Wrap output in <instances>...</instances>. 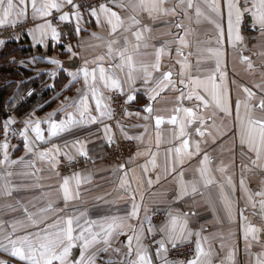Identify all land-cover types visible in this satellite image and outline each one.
<instances>
[{
  "label": "snow or ice",
  "instance_id": "6c2138e0",
  "mask_svg": "<svg viewBox=\"0 0 264 264\" xmlns=\"http://www.w3.org/2000/svg\"><path fill=\"white\" fill-rule=\"evenodd\" d=\"M168 2L169 0H112L115 7L129 13L127 24L107 3H100L98 8L84 5L88 17L94 19L98 27H103L104 24L109 27L107 37H101L96 32L89 34L92 39L104 40L106 48L103 55L90 60L76 51L84 48L80 37L87 31L83 25L88 22L78 0H0V28L15 29L17 25L25 23L30 4L32 19L34 22L38 21L26 29L32 47L39 45L47 50L50 44L55 50L62 46L63 52L58 55H67L69 61L65 67L57 55L33 56L29 60L19 61L13 57L8 63L29 68L39 60L52 65L53 68L47 74L53 81L60 71L68 78L62 91L70 90L81 79L83 81V87L76 88L75 95L64 96L59 107L45 118H36L33 111L23 120V127L19 130L12 127L17 121L11 116L0 124L3 130V142H0V195L10 198L16 190L8 179L13 175L10 171L13 166L35 168L34 159H26L28 156L49 160L57 176L60 175L58 157L61 150L56 144H51L53 138L100 126L97 131L103 134L102 139L111 147L115 143V134L106 121L114 119L115 109L112 105L117 103V98H123L125 116L135 115L138 119L154 123L157 149L161 144V126H173L175 143L166 151L170 160L174 152L175 160L165 171L168 175L175 174L178 177L175 194L166 207L150 209L145 206V195L151 193L161 181L159 174H155L158 168V151L154 152L151 148L144 151L138 149L128 157L127 163L119 164L114 170L113 174L119 180L115 189L117 195L108 199L113 193L105 192L95 197L107 207V213L91 219L88 210H81L79 207H73L67 215H62L70 205L81 201V186L90 184L91 176H82L80 172L63 176L62 182L55 189L59 193L57 199H49L44 207L30 211L19 199L14 205L4 206L12 212L21 210L23 217L9 221L0 219V253L4 254L0 258V264H213L214 252L209 244L210 237L202 236L205 226L201 225L199 230L194 231L189 223L196 213L181 212L176 207L186 199H192L195 203L196 197L203 200L205 211L211 213L216 224H221L224 219L232 223L239 215L247 264H264V0H175L171 7H165ZM144 14L152 21L166 16L181 17L182 19L174 22L177 29L174 40L164 41L159 47L152 44L146 36V33L151 32V26L141 19ZM246 18H250V26L257 31L261 41L259 45L253 46L259 47L261 51L252 52L251 55H244L243 51H239L241 48L248 50L245 40L253 39L242 34ZM183 20H188L189 24L186 25ZM202 22H207L214 29V46L211 38L206 41H189L188 37L196 34V29L190 25ZM62 25H66L71 32L61 31ZM120 29L124 33H131L134 42L127 35L116 38L115 34ZM70 34L77 37L75 45L63 40L64 36ZM20 37L21 33L0 37V48L5 47L8 40L19 41ZM172 43L176 44L177 59L174 64L166 66L162 57L171 56ZM202 45H207L203 51L207 52L209 59L214 60V68L204 77L193 76V48L196 49L195 67L199 72L203 59L200 55ZM141 48H155L153 62L135 61L134 57L140 53ZM228 48L238 50L240 62L247 65L249 72L258 73L260 77V82L254 83L252 88L241 86L244 99H237L234 107L227 73ZM185 49H188L187 54ZM252 56L260 58L259 65L253 61ZM77 59H81L82 64L71 70ZM125 69L127 73L121 80L117 70L124 73ZM138 71H142L141 77L134 75ZM39 74L38 71L37 75ZM20 83L17 82V87ZM48 87L54 89L55 83ZM169 91L174 94V106L166 117L157 114L163 109L158 110L155 105L167 103L168 97L165 94ZM33 94L32 89L26 93L28 97ZM140 94L144 96V105L135 113L129 112L127 106L136 102ZM56 98H59V94L54 97ZM185 101L192 106H186ZM209 108L214 111L211 116L206 117L202 113ZM256 112L261 113V116L257 117ZM60 113L63 115L57 120L55 117ZM217 114L231 118L232 127L217 124ZM43 124L47 125V136L41 127ZM133 127L144 128V132L130 135L120 121H116V128L124 140L143 143L149 124H137ZM208 129H214L215 135ZM225 137L233 141L230 151L234 153L238 144L242 157L247 159V163L241 165L242 172L260 176V187L256 191L248 186V179L241 176L239 191L243 193L244 208L237 207L238 202L234 199L237 186L233 177L227 175V167H217L216 171L222 176L218 181L209 167L211 158L201 147L208 143L209 138L216 144L218 139L223 140ZM11 138L23 141L24 156L11 158L10 149L17 148V145L10 143ZM45 143L51 144V147L41 150L38 145ZM68 143H72L80 157L88 158L84 139L76 137L71 142L65 141V145ZM63 155L69 164L74 162L75 158L70 153L64 152ZM141 158L144 163L138 162ZM194 159L198 160V178L185 180L183 171L177 172V167L183 169L186 162ZM153 174L155 179L152 178ZM213 190L216 195H213ZM163 197L168 200L167 193ZM121 200L130 203V209L123 215L119 214L118 208L111 211L112 206ZM249 206L253 209L252 215L259 218L258 224L245 215ZM161 214L163 221L154 223L153 217ZM217 235L213 234L211 239L217 238ZM119 236L126 237L124 247L127 251L117 260L111 256L110 250L121 254L120 248L113 247V242ZM157 236L159 239H156ZM193 236L196 240L192 258L186 261L169 258L170 248L177 249L179 245L190 242ZM232 236L233 233L229 232L228 237ZM219 239L223 249L224 237L219 235ZM146 240L151 243H145ZM203 244H209L208 249ZM254 244L260 246L259 251L252 250ZM74 249L79 250L78 258L73 257ZM238 252L237 247H229L219 264H238ZM103 254H109L108 258L103 259Z\"/></svg>",
  "mask_w": 264,
  "mask_h": 264
},
{
  "label": "crops",
  "instance_id": "0c3cea01",
  "mask_svg": "<svg viewBox=\"0 0 264 264\" xmlns=\"http://www.w3.org/2000/svg\"><path fill=\"white\" fill-rule=\"evenodd\" d=\"M174 2L175 0H169V2L165 5V7H171L172 3ZM108 6L112 7L113 10L116 11L121 16V18L125 20L127 24L128 15H129L128 12L122 11L120 8L115 7L112 2L108 3ZM84 16H85V20L88 21L83 25L87 29V31L83 32L80 37V41L83 42L84 48L83 50L78 48L76 49V51L80 52L82 57H86L91 60L97 55H103L106 51V48H105L104 40L92 39L89 34L91 32H96L101 37H107L109 32V27L107 24H104L103 27H98L95 23V20L89 18L87 13H84ZM141 19L144 21V23L150 25L152 29L150 33H146V36L150 38V42L152 44H154L156 47H159L164 41L174 40L175 35L177 33V29L174 27V22L177 19H182V18L166 16V17H160L155 21H152L148 19L147 14H144L141 17ZM245 21L248 26V32L243 31L242 34L246 38L253 37V39L245 40L248 50H244L243 48H241L239 51H243L244 55H251L252 52L261 51L259 47H253L254 45H259L261 41L257 31L250 26L251 24L250 18H246ZM35 22L32 19L31 6L29 4L28 20L24 24H29L28 28H30L33 26ZM183 22L186 25L189 24L188 20H183ZM190 26L196 29V34L194 36L188 37L190 42L197 40L206 41L209 38H211L213 46L215 45V32L211 25L207 24V22H202L199 25L193 23ZM225 29H226V24H225ZM61 31L71 32V29H69L66 25H62ZM124 35H127L129 40L134 42V38L131 36V33H124L123 29H120L115 34V37L120 38ZM20 38L24 39L23 41L25 44L32 46V41L27 35V33L21 34ZM63 40L65 43L71 42L73 45H75L78 42L77 37L74 34L64 36ZM36 47L34 49H36ZM170 47L172 49L171 56L169 57V55H165L164 57H162V62L166 66H170L174 64L177 59L175 54L176 44L172 43L170 44ZM205 47H207V45L201 46L200 55L203 57V59L200 65L201 71L199 72L196 71V67H195L196 49L193 48L194 54L191 57L193 62V68H192L193 76L204 77L208 75L210 71L214 68V60L209 59L207 52L203 51V48ZM225 47H227V45H225ZM1 49L2 48H0V50ZM41 50L42 51L30 56L27 60H29L33 56H37V57L57 56L59 53L63 52V47L58 46L55 50H53L51 47L50 54H48V48L47 50H45L43 47H41ZM154 51L155 48H148V49L141 48L140 53L136 55L134 59L137 63L139 62L151 63L154 61ZM184 51L187 54L188 49H185ZM239 51L233 50L231 48L227 49V73H228V81H229L233 107L237 99L240 100L244 99V94L241 91L242 85L252 88L254 83L260 82L259 74L258 73L253 74L249 72L247 70V65L240 62ZM58 58L64 62L65 67L68 66L69 61L67 55H64V57H62V55H58ZM252 59L257 65H259L261 62L258 56H252ZM74 63H75V67L72 68L71 70H75V68H78L82 64V60L77 59ZM105 66L107 67V62L105 63ZM176 67L178 68L179 66L177 65ZM52 68H53L52 65H49L39 60L35 63L34 66H29V69H32L34 71V73L32 74L33 76H37L38 71L39 73H48V71H50ZM126 73H127V69H125L124 73H120L119 70H117V74L120 76L121 80L124 79ZM134 75L136 77H141L143 73L142 71H138L134 73ZM67 83H68V79L66 82L60 84L59 88L53 89L51 87H48V85L52 84V79L47 74L46 80H43V86L50 88L49 90H51L50 91L51 94L46 99L40 101L38 104L30 107V109H28L26 113L22 115V118L23 119L27 118L29 113H32L33 111H35L36 118H41V119L45 118L48 113L53 112L55 109L59 107L60 102L63 100L64 96H73L76 94V88L83 87V81L81 79V81L75 84L74 86H72L70 90L62 91ZM137 86H139V80L137 81ZM57 94H59V98L54 99V97H56ZM105 95H107V92H105ZM165 95L168 97L167 103L162 102L156 104L155 108L158 110L163 109L162 111H159L157 114L165 115L167 117V115H169V110L174 106V94L171 91H169ZM52 100H54L53 104L49 107H46V105L49 104ZM144 103H145L144 96L140 94L138 96V100L128 105L127 109L129 112L135 113L136 111L142 108ZM185 105L192 106L187 101H185ZM213 111L214 109L209 108L207 111L203 112L202 114L206 117H209L212 115ZM241 113L243 114V108L241 109ZM141 114L143 115V113ZM62 115L63 113H60L55 118L59 120ZM255 115L259 117L261 116V113L256 112ZM215 119L217 121V124H220L226 128L232 127V119L223 116V114H217ZM119 121L126 128V130L130 135H137L139 133L144 132V128L133 127V125L145 124V123L149 124L148 131L144 136L143 143L135 141L136 148L133 154L138 149L140 151H144L147 148H151L152 151L154 152L158 151V155H157L158 168L156 169L155 174H159V176L161 177V181L158 185H156L152 189L151 193L145 195L144 205L149 207L150 209L156 207H160V208L166 207L167 204L171 201L172 196L175 194V189L177 188L176 182L178 179L177 175L175 174L168 175L165 171L166 167H169L171 163H173L175 160V153L173 152L172 158L170 160L168 157V153L166 151L168 147L173 146V144L175 143L173 141V135H172L173 126L167 124L161 126L160 129L161 144H160V148L157 149L155 146L156 131L153 122H146L143 119H138L135 115H131V116L123 115V117ZM106 122L110 124L113 128L115 134V141L119 139H123L119 129L116 128V122L115 123L114 122L112 123L111 121H106ZM41 127L42 129L45 130V136H47V125L43 124L41 125ZM98 127L100 126H93L91 128H87L82 131L75 132L73 134H65L59 138H53L51 141V144H56L57 146L60 147L61 155L58 157V159L61 162L62 158L66 159V157L63 155L64 152L70 153L74 158L79 157L72 143H68L67 145H65V141L71 142L76 137H80L85 140L86 148L88 150V158H90L93 162L92 165L75 171V172H80L82 176L84 175L91 176V183L88 185L81 186V192H82L81 201L78 202L76 205H70L69 208L66 210V212L63 213L62 215H67V213L72 211L73 207H79L81 210L84 209L88 210L89 218L97 219L100 215L106 214L108 209L103 204L102 201H97L95 197L105 192L113 193V196L108 197V199H113L117 195L115 189H116V185H118L119 183V180L118 177L114 176L113 173L119 164L127 163L128 158L118 163H110V164L101 161L102 157L106 152L107 143L102 139L103 134L97 131ZM208 130L213 131V134L215 135L214 129H208ZM89 133H95V134L89 135ZM31 135L32 134L30 133V136ZM2 136H3V132H2ZM0 142L3 141L0 139ZM10 143L12 145H17V148L15 150L10 149L12 159H17L25 155L23 141L21 139L18 138H15L14 140L11 139ZM51 144L45 143V144H39L38 146L41 150H43L51 147ZM232 146H233V141L229 137H225L223 140L218 139L216 144H213L211 142V139L209 138L208 143L201 145L202 149L206 151L211 158V163L209 167L212 169V174L215 176V178L218 181L222 179V176L219 172L216 171L217 167L219 166L227 167V175H231L233 177V181L237 186V191L234 196V199L238 202L237 207L244 208L245 200L243 198V193L239 191L240 178L242 175H244L249 181L248 186L253 191H256L259 190L260 187V176L255 173L242 172L241 165L242 163H247V159L245 157H242L238 144L235 148L234 153L230 151ZM26 159H34L35 168L26 169L22 165L13 166V168L10 169V171L13 172V175L8 179L11 181V184L14 186L16 190L13 192V196L10 198L0 195V219H3L5 221H9L13 218L23 217V213L21 210L18 209L17 211L12 212L7 210L4 207L5 205L7 204L14 205L16 200L19 199L23 204L29 207L30 211H36L38 208L44 207L49 199L52 200L57 199L59 193L55 191V189L58 187L59 183L62 182L63 176L66 175L71 176L75 173L72 172L69 174H64L61 171L60 163H59L58 171L60 175L57 176L56 170H53L49 160L47 159L40 160L39 158L32 156H28L26 157ZM138 162L144 163V159L141 158ZM197 168H198V160L194 159L190 162H186L183 166V169L177 167V172L182 170L184 173V179L190 180L193 179L194 177L198 178V172L196 171ZM155 174H153L152 176L153 179H155ZM0 184H2V181H0ZM164 193L168 194V200H164L163 197ZM213 195H216L215 190H213ZM33 205H35V207H33ZM61 206H63L62 201H61ZM176 207L181 212L196 213L195 217L190 218V223H189L190 228L193 229L194 231L199 230L201 225L205 226V231L202 233V236L210 237L209 244L214 252V255L212 257L213 264H219L220 259H222L226 255L229 247H237L239 249V252L237 254L238 264H247V258L243 252L244 240L242 233V222L240 221L239 215L236 216L234 222L232 223H229L227 219H224L221 224H216L213 222L211 213L205 211L204 202L203 200L200 199V197L195 198V203L193 202L192 199H186ZM117 208L120 210L119 214L123 215L126 210L130 209V203H127L124 200L118 201L116 205L112 206L111 211L114 212ZM252 213H253V209L250 206L247 207L245 215H247L248 218L252 220L254 223L258 224L259 218L257 216H253ZM141 216H143V211H141ZM162 221H163V214H161L158 218L153 219V222L157 224ZM229 232L233 233L232 237H228ZM213 234H218L217 238L211 239ZM219 235H222L224 237L223 243L225 247L223 249H221L220 247L222 241L219 239ZM156 239H159V236H157ZM195 240L196 237L193 236L190 242H186L184 244L192 243L195 248ZM125 243H126L125 236H119L113 242L114 248L121 249L120 255L111 252L110 250L111 256L114 259L119 260L121 258V255L127 251V248L124 247ZM145 243H151V241L146 240ZM209 244H203L205 249H208ZM154 250L155 249L153 247L152 249L153 256H154ZM252 250L254 252L259 251L260 246L258 244H254ZM75 251L76 253L74 254ZM78 253L79 250L74 249L73 257L78 258ZM108 255L109 254H103V259H107ZM193 256L194 255H192L187 259H190ZM3 257L4 254L0 253V258Z\"/></svg>",
  "mask_w": 264,
  "mask_h": 264
},
{
  "label": "trees",
  "instance_id": "16d2710c",
  "mask_svg": "<svg viewBox=\"0 0 264 264\" xmlns=\"http://www.w3.org/2000/svg\"><path fill=\"white\" fill-rule=\"evenodd\" d=\"M244 31L248 32L246 21ZM23 40L22 38L19 41L10 39L7 45L0 50V124H2L7 114H12L16 119L22 118V115L30 107L38 104L51 94L50 88L43 86V80H46L47 73H40L37 76H33L34 71L32 69L20 67L18 64L8 63L13 57L18 61L27 60L30 56L42 51L40 46L34 49L32 46L25 44ZM50 53L51 47L49 45L48 54ZM67 79L65 73L60 71L55 81L52 80V83H55V89L59 88V85L66 82ZM17 82H21L19 87H17ZM29 88L34 90V94L26 98L25 93ZM53 102L54 100L47 104L46 107L51 106ZM2 132V127H0V139L3 141ZM11 139L14 140L15 138ZM108 147L107 145L104 156L107 153Z\"/></svg>",
  "mask_w": 264,
  "mask_h": 264
},
{
  "label": "built area",
  "instance_id": "2783aa9c",
  "mask_svg": "<svg viewBox=\"0 0 264 264\" xmlns=\"http://www.w3.org/2000/svg\"><path fill=\"white\" fill-rule=\"evenodd\" d=\"M78 2L82 5V11L87 12V10L83 7L84 5L89 6H96L98 7L100 3H111L112 0H78ZM29 27V24H20L17 25L15 29L11 27H3L0 28V37H11L15 33H21L25 34L26 29ZM27 93V92H26ZM25 93V97L28 98V96ZM112 107L115 109L114 113V119L110 120L112 123L119 121L123 115H124V106H123V98H117V103L113 104ZM128 108V106H127ZM13 117L12 114H7L5 116V119L8 117ZM14 118V117H13ZM4 119V120H5ZM17 123L14 124L12 127L19 130L21 127H23V118H14ZM136 148L135 141L129 142L126 140H117L115 143L108 147L106 155L101 159L102 162L105 163H118L122 160H125L129 156H131ZM93 162L90 158H84V157H76L74 162L69 164L67 159L62 158L60 162V168L61 171L64 174H69L72 172H75L79 169L85 168L87 166L92 165ZM159 216L153 217V219L158 218ZM194 245L192 243H187L184 245L178 246L177 249H171L169 252V257L173 260H186L187 258L194 255Z\"/></svg>",
  "mask_w": 264,
  "mask_h": 264
},
{
  "label": "water",
  "instance_id": "95a60500",
  "mask_svg": "<svg viewBox=\"0 0 264 264\" xmlns=\"http://www.w3.org/2000/svg\"><path fill=\"white\" fill-rule=\"evenodd\" d=\"M76 253V251L74 252V254Z\"/></svg>",
  "mask_w": 264,
  "mask_h": 264
}]
</instances>
